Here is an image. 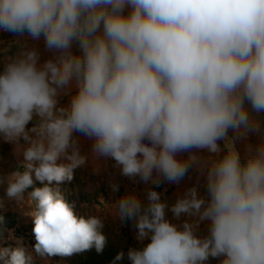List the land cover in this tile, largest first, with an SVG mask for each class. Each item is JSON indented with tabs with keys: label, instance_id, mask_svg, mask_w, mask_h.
Here are the masks:
<instances>
[{
	"label": "clouds",
	"instance_id": "1",
	"mask_svg": "<svg viewBox=\"0 0 264 264\" xmlns=\"http://www.w3.org/2000/svg\"><path fill=\"white\" fill-rule=\"evenodd\" d=\"M0 31L56 54L41 64L22 48L0 70V139L17 156L0 210L26 207L35 240L0 212V264L103 253L104 220L68 188L88 159L77 133L134 182L179 184L193 166L205 177L206 195L194 185L171 206L153 188L146 203L129 192L109 205L142 244L130 264H264V139L243 158L236 147L264 113V0H0Z\"/></svg>",
	"mask_w": 264,
	"mask_h": 264
},
{
	"label": "rangeland",
	"instance_id": "2",
	"mask_svg": "<svg viewBox=\"0 0 264 264\" xmlns=\"http://www.w3.org/2000/svg\"><path fill=\"white\" fill-rule=\"evenodd\" d=\"M22 48H35L40 54L39 63H43L48 59L54 58L55 53L48 51L45 48L44 40H33L27 34L23 36L15 35L9 32L0 31V70L7 57L15 56ZM7 49V51H5ZM76 51V46H73ZM70 99V95L60 97V104L66 105ZM250 107V106H249ZM255 115V113H253ZM261 121L259 132H250L247 139H239L236 141V147L239 150L241 157L245 155V149L248 144L257 145L261 139H264V113L259 115ZM33 121L32 123H35ZM29 124V127L32 126ZM229 138H233L234 133L230 130ZM74 138L78 141L81 154L88 157L84 166L75 170L74 180L68 188L72 190L71 199H76L78 204L87 203L88 207L85 212L97 213L104 220L103 232L108 238V243L103 253L98 254L95 249L87 251L83 254H77L71 258L61 260L55 257L52 264H111L116 254L120 251L125 253L123 260L117 264H130L127 259V251L129 248H139L142 244L135 239V229L132 221H121L118 217L110 212L109 205L114 204L125 193L135 192L141 200L146 203V191L149 188L160 192L161 199L166 201L169 206L173 204L176 198L184 193L187 188L198 186L201 195H206L204 185L205 177L195 166L189 170L187 175L179 184H169L162 181L159 187L130 180L121 174L119 168L114 166V161L111 159H96L91 153L92 141L80 134H74ZM221 148L224 147V141L220 142ZM15 145L4 142L0 139V173L7 174L13 171L17 166V156L14 155ZM196 155L202 158H207L210 154L207 151H198ZM187 153L180 158H186ZM118 184L119 190L113 192L111 184ZM4 196V187L0 186V197ZM27 208H21L15 201H7L5 198V208L0 210L6 219V226L9 229L15 230V235L23 237L26 245L31 246L35 243L32 235L31 219L24 215ZM167 218L173 223L180 224L187 217H181L176 220L171 211H167ZM198 235H207V222L201 223L198 229ZM144 243H147L145 241ZM39 264V262H38ZM207 264H219L216 259H211Z\"/></svg>",
	"mask_w": 264,
	"mask_h": 264
}]
</instances>
